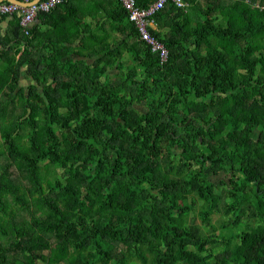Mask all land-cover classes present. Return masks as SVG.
I'll return each instance as SVG.
<instances>
[{"label":"trees","instance_id":"obj_1","mask_svg":"<svg viewBox=\"0 0 264 264\" xmlns=\"http://www.w3.org/2000/svg\"><path fill=\"white\" fill-rule=\"evenodd\" d=\"M185 1L156 14L163 65L120 0L60 3L73 22L41 46L12 14L0 264H264V0Z\"/></svg>","mask_w":264,"mask_h":264},{"label":"built area","instance_id":"obj_2","mask_svg":"<svg viewBox=\"0 0 264 264\" xmlns=\"http://www.w3.org/2000/svg\"><path fill=\"white\" fill-rule=\"evenodd\" d=\"M64 1L67 0H0V14L19 13L20 23L25 32L29 33L33 21L40 12H50ZM120 1L128 11L129 18L135 24L140 38L151 47L152 51L159 54L162 65L166 63L169 50L165 43L153 33L157 27L156 14L169 1L182 8H188L189 4L185 0H155L147 6H140L137 0Z\"/></svg>","mask_w":264,"mask_h":264},{"label":"crops","instance_id":"obj_3","mask_svg":"<svg viewBox=\"0 0 264 264\" xmlns=\"http://www.w3.org/2000/svg\"><path fill=\"white\" fill-rule=\"evenodd\" d=\"M79 9H82L81 13L85 15L88 13V11H96V9L88 7L87 9L83 8L80 4L78 5ZM93 13V12H92ZM96 13V12H95ZM19 14V13H17ZM12 17V14L8 16V18H1L0 15V33H4L7 30V27L11 25L10 22ZM99 17V15H97ZM88 21H93V17L90 15L86 18ZM69 22H73V19H69L68 13H65L63 9L61 8H54L51 10L47 15L44 16H37L32 24L36 25L37 27V34H36V44L43 45L44 43H47V45L50 43V40L56 36V31H60L63 26L66 24L68 25ZM75 30H71V34L74 35ZM80 40L76 37L73 39V46H78ZM86 43V42H85ZM87 44H84V46H79L78 48L80 50H85L87 48ZM74 57H76V54H73Z\"/></svg>","mask_w":264,"mask_h":264},{"label":"rangeland","instance_id":"obj_4","mask_svg":"<svg viewBox=\"0 0 264 264\" xmlns=\"http://www.w3.org/2000/svg\"><path fill=\"white\" fill-rule=\"evenodd\" d=\"M193 9L191 8V11ZM33 80L31 78H27V77H22L21 81H20V84L27 88L28 85L32 82ZM252 135L255 136L257 130H250L249 131ZM1 143H2V140L0 139V149H2V146H1ZM5 151V150H4ZM2 161L5 162V156H3L2 158ZM214 182V184H216V189L218 192H220L222 189H223V185L221 184V180H225L226 182L229 180L228 176L225 175V174H215V175H212L210 176ZM255 199V198H253ZM229 214L227 211L224 212L223 209H219L216 211V213L214 214V216L212 217V221L214 222L215 224V227L219 229V227L221 226L222 222L226 221L229 219ZM192 222H200L201 219L199 218L198 215L196 214H192ZM208 232L212 231V230H207ZM186 256L189 257V258H193L195 259L197 257V252L196 251H193V252H187L186 253Z\"/></svg>","mask_w":264,"mask_h":264}]
</instances>
